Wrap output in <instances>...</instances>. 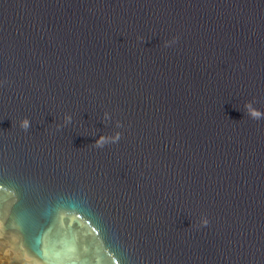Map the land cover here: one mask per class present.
I'll list each match as a JSON object with an SVG mask.
<instances>
[{"label":"water","instance_id":"95a60500","mask_svg":"<svg viewBox=\"0 0 264 264\" xmlns=\"http://www.w3.org/2000/svg\"><path fill=\"white\" fill-rule=\"evenodd\" d=\"M249 102L264 0H0V264H264Z\"/></svg>","mask_w":264,"mask_h":264},{"label":"clouds","instance_id":"9594fccd","mask_svg":"<svg viewBox=\"0 0 264 264\" xmlns=\"http://www.w3.org/2000/svg\"><path fill=\"white\" fill-rule=\"evenodd\" d=\"M246 107L249 109V115L253 118V119H261L262 117H264V112L259 111L258 109H255L252 107V103L249 102L246 104ZM31 126V122L30 120H28L27 118H25L22 122H21V127L27 131ZM97 146L98 147H103V144L101 141H97ZM208 221L205 220L204 224L207 225Z\"/></svg>","mask_w":264,"mask_h":264}]
</instances>
